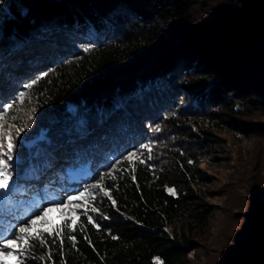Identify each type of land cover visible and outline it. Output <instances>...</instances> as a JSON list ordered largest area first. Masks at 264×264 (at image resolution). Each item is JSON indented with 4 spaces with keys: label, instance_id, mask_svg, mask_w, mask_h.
Returning a JSON list of instances; mask_svg holds the SVG:
<instances>
[{
    "label": "trees",
    "instance_id": "trees-1",
    "mask_svg": "<svg viewBox=\"0 0 264 264\" xmlns=\"http://www.w3.org/2000/svg\"><path fill=\"white\" fill-rule=\"evenodd\" d=\"M0 74L9 181L30 184L39 160L46 179L88 165L87 215L30 240L22 264H187L213 212L196 154L214 119L264 109V0H0ZM177 86L182 111L210 106L200 132ZM254 218L233 264H264Z\"/></svg>",
    "mask_w": 264,
    "mask_h": 264
},
{
    "label": "rangeland",
    "instance_id": "rangeland-1",
    "mask_svg": "<svg viewBox=\"0 0 264 264\" xmlns=\"http://www.w3.org/2000/svg\"><path fill=\"white\" fill-rule=\"evenodd\" d=\"M23 55L25 53L21 57ZM7 69L10 71L11 65L8 64ZM12 69L13 72L17 71L16 68ZM176 89L178 93L174 106L178 115L186 116L193 125L191 129L200 132L195 121L206 120L210 106L206 105L203 113L188 109L182 111V106L189 102L185 92L178 86ZM239 115L237 120L241 121L234 123L226 120L225 116L214 119L210 128L214 132L212 137L217 141L215 146L196 154L198 170L205 177L201 185L207 191L213 212L208 226L197 233L195 238L198 245L189 253L187 264H233L239 259L234 252H237L240 245L239 236H243L244 225L253 224L257 220L254 216L264 214V130L251 129L252 122L257 126L264 124V109L248 110ZM176 132L180 134L181 130ZM194 146L186 142L182 144L188 151H194ZM1 148L3 152L7 146L2 143ZM43 163L39 160L30 166L27 172V176L31 177L30 184L24 181L23 176H15L9 181V189H0V236L16 239L19 243V228H30L31 219L37 215L43 216V209H59L64 205L68 210L49 212L46 222L38 224L37 228L57 225L61 219L78 213L80 208L76 205L83 203V198H68L78 197L84 191L88 180V165L67 167L64 173L57 172L46 179V173L42 171ZM260 228L256 226V230L262 233ZM2 243L0 241V245ZM11 263L0 260V264Z\"/></svg>",
    "mask_w": 264,
    "mask_h": 264
},
{
    "label": "snow or ice",
    "instance_id": "snow-or-ice-1",
    "mask_svg": "<svg viewBox=\"0 0 264 264\" xmlns=\"http://www.w3.org/2000/svg\"><path fill=\"white\" fill-rule=\"evenodd\" d=\"M32 83H35V81H32ZM29 87L31 85H28ZM8 108H11L12 105H7ZM9 152L5 153V155L8 156V159H11V149L13 147L11 143V138L9 137V143L7 145ZM132 158V154L129 155V159ZM11 177L8 175L7 172V161L3 158H0V189H9L10 184L9 180ZM107 194V193H105ZM85 196L84 192H81L78 197H69V200H78L82 199ZM92 199H95V196H92ZM62 203V202H61ZM77 208H85V211L82 213L84 215H87V201L83 205L77 204ZM53 210H59L61 212L68 210L67 206L62 205L59 209H43V216L37 215L35 219H31V227H20L19 232L21 233V236L18 238L20 241L17 242L16 239H11L6 236H0V241H2V245H0V260L9 262L11 261L12 264H22V262L18 259L19 256H23L27 248L30 246V240H36L41 244L47 243V241L43 238V233L48 234H55L59 235V231H57V225L51 224L49 226H42L41 228H37L38 224H41L42 222H46V218L48 217L49 212ZM72 211H75V209H71ZM92 211H97V209L92 208ZM65 220L67 218H64ZM89 220H91V217H89ZM27 223V222H26ZM75 221H73L72 225H68L67 223L64 224V227L72 226L74 227ZM62 230V228H61ZM74 239V238H73Z\"/></svg>",
    "mask_w": 264,
    "mask_h": 264
},
{
    "label": "bare ground",
    "instance_id": "bare-ground-1",
    "mask_svg": "<svg viewBox=\"0 0 264 264\" xmlns=\"http://www.w3.org/2000/svg\"><path fill=\"white\" fill-rule=\"evenodd\" d=\"M21 209V208H20Z\"/></svg>",
    "mask_w": 264,
    "mask_h": 264
}]
</instances>
